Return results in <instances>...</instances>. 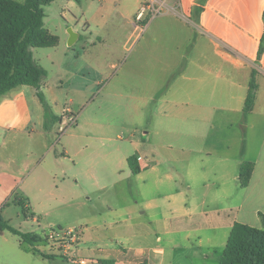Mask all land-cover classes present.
I'll return each instance as SVG.
<instances>
[{
    "label": "crops",
    "instance_id": "0c3cea01",
    "mask_svg": "<svg viewBox=\"0 0 264 264\" xmlns=\"http://www.w3.org/2000/svg\"><path fill=\"white\" fill-rule=\"evenodd\" d=\"M147 1L101 0L99 7L124 12L131 26L124 49L144 33V84L128 104L143 116L142 137H126L122 131L135 121L124 119L117 138L127 144L124 150H111L102 161L93 159L87 156V138L75 115L78 126L72 132L71 125L61 130L67 109L59 112L49 100L47 77L41 82L45 102L33 86L12 88L0 96V212L22 205L26 218L39 222L60 204L69 207L70 195L59 199L55 191L46 192V202H34L24 173L29 167H45L50 185L73 180L84 198L89 188L106 196L107 216L87 214L85 204L80 216L84 243L89 228L98 231L103 225L115 234L98 244V264H220L235 222L263 227L264 0H155L160 11L148 15L142 31L134 12ZM253 77L256 98L245 112ZM48 117L54 121L46 128ZM134 150L138 174L128 165ZM247 161L254 169L242 187L239 171ZM134 177L140 181L137 192L145 210L125 212L122 219L111 214L112 203L119 184L129 180L131 188ZM39 182L38 175L33 183Z\"/></svg>",
    "mask_w": 264,
    "mask_h": 264
},
{
    "label": "rangeland",
    "instance_id": "374dc122",
    "mask_svg": "<svg viewBox=\"0 0 264 264\" xmlns=\"http://www.w3.org/2000/svg\"><path fill=\"white\" fill-rule=\"evenodd\" d=\"M99 7L101 0H82V3L76 0H56L47 5L45 26L59 37V44L54 47L36 48L35 58L48 71L44 86L49 100L54 102L59 112L67 109L65 115L77 117L79 131L87 138V156L102 161L107 152L124 150L122 146L127 145L117 140L124 119L132 123L135 121V124L125 128L122 133L126 137H131L134 133L137 137H142L145 129L143 116H138L137 111L128 104L131 103V95L141 94L146 49L142 38L144 33L140 39L133 44L130 42L124 49L123 44L131 31V26L123 17L124 12L113 9L100 11ZM135 12L136 22L138 11ZM148 18L146 15L143 21H137L136 24L144 27ZM87 20L91 29L86 24ZM70 28L81 34L73 45H69ZM92 31H97V35H91ZM77 126V123L71 124L69 132ZM132 152L135 154L138 150ZM44 168L29 167L28 172L24 173L25 184H31L30 190L36 199H33L34 202H37V198L40 203L46 202V192L55 191L59 199L70 195L71 204L69 207L60 204L47 215H42L39 222L26 218L22 205L13 206L4 213L0 212L1 218L21 231L42 233L40 241L35 243L38 249V252H35L31 244L21 241L17 235L8 230H0V264H76L81 260L98 264V244L110 242L111 236L115 234L113 231L110 234L111 230L103 225H100L98 231L89 228L87 243H84V227L81 226L80 216L84 204L87 214L99 216V213H102L107 216L109 211L106 196L102 191L89 188L88 197L84 198L83 190L74 185L73 180L70 184L50 185L52 181L50 183V177ZM38 175L41 176V182L37 185L33 180ZM130 180L135 181L133 187L130 188L129 180L121 182L112 203L111 214L122 219L125 212L132 210V213H136L145 210V203L138 197L137 192L140 181L135 177ZM19 191L22 198L23 194ZM74 191H77V196L73 195ZM131 191L134 195H131ZM143 216L148 217V214ZM250 220L248 216V221ZM60 228L76 230V238L52 236L53 230Z\"/></svg>",
    "mask_w": 264,
    "mask_h": 264
},
{
    "label": "trees",
    "instance_id": "16d2710c",
    "mask_svg": "<svg viewBox=\"0 0 264 264\" xmlns=\"http://www.w3.org/2000/svg\"><path fill=\"white\" fill-rule=\"evenodd\" d=\"M53 1L55 0H0V96L19 85H29L37 89L40 99L45 102L41 82L48 76V71L36 61L33 49L59 44V37L46 28L44 21L45 7ZM197 12L199 13V9ZM263 50L264 37L260 55ZM256 91L257 84L253 77L245 102V112L252 110ZM53 119L54 117H48L46 128L50 127V120ZM128 165L133 174L141 171L137 153L128 157ZM253 169L252 162L242 163L239 171L242 187L249 184ZM260 217L263 223L261 228L241 222L234 223L220 264H264V214L260 213ZM0 230L18 235L38 252L35 243L40 241L39 235L23 232L1 217ZM101 263L112 264L109 261Z\"/></svg>",
    "mask_w": 264,
    "mask_h": 264
},
{
    "label": "built area",
    "instance_id": "2783aa9c",
    "mask_svg": "<svg viewBox=\"0 0 264 264\" xmlns=\"http://www.w3.org/2000/svg\"><path fill=\"white\" fill-rule=\"evenodd\" d=\"M156 2L155 0H149L147 2H145L144 4H142L139 7V10L137 12V17H136V22L137 21H143L144 18L148 17V15L151 13L150 16L154 17L157 13H159L160 8L158 9V7L156 8L155 6ZM137 27H140L141 30L144 29L143 26H139L138 24H136ZM145 26V25H144ZM75 117L74 116H67L64 115L62 121H61V130L64 131L66 130V128L73 124L75 122ZM54 232L52 233V236H62L64 238H76L77 235V231L73 230V229H69V230H64V229H59L57 231L53 230Z\"/></svg>",
    "mask_w": 264,
    "mask_h": 264
},
{
    "label": "water",
    "instance_id": "95a60500",
    "mask_svg": "<svg viewBox=\"0 0 264 264\" xmlns=\"http://www.w3.org/2000/svg\"><path fill=\"white\" fill-rule=\"evenodd\" d=\"M69 33H70L69 45H73L78 40V33L71 28L69 29Z\"/></svg>",
    "mask_w": 264,
    "mask_h": 264
}]
</instances>
